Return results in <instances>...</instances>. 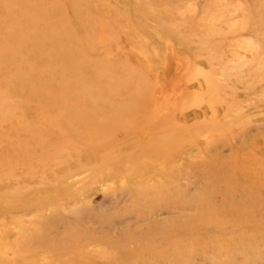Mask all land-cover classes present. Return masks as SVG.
<instances>
[{"label":"rangeland","instance_id":"1","mask_svg":"<svg viewBox=\"0 0 264 264\" xmlns=\"http://www.w3.org/2000/svg\"><path fill=\"white\" fill-rule=\"evenodd\" d=\"M0 264H264V0H0Z\"/></svg>","mask_w":264,"mask_h":264},{"label":"bare ground","instance_id":"2","mask_svg":"<svg viewBox=\"0 0 264 264\" xmlns=\"http://www.w3.org/2000/svg\"><path fill=\"white\" fill-rule=\"evenodd\" d=\"M188 92V91H187ZM158 94V93H157Z\"/></svg>","mask_w":264,"mask_h":264}]
</instances>
